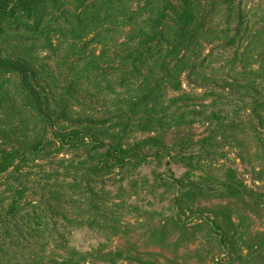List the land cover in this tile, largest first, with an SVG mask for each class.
Returning a JSON list of instances; mask_svg holds the SVG:
<instances>
[{
  "label": "rangeland",
  "instance_id": "rangeland-1",
  "mask_svg": "<svg viewBox=\"0 0 264 264\" xmlns=\"http://www.w3.org/2000/svg\"><path fill=\"white\" fill-rule=\"evenodd\" d=\"M188 1L213 27L206 38L213 53L201 72L229 81L237 71L242 82L260 85L258 94L240 85L222 90L185 83L188 95L203 100L187 101L176 116L166 112L169 120L153 116L147 125L113 128L116 109H127L116 97L127 91L117 86L123 70L116 53L124 50L106 45L156 36L155 25L177 20L184 0H99L70 18L71 27L54 25L47 32L52 48L16 45L37 59L49 57L46 72L60 75L55 85L67 79L69 64L104 51L101 65L77 80L92 93L95 111L75 110L109 126L87 134L98 141L88 148L13 162L18 166L11 179L19 170L30 175L22 196L30 199L25 207L32 220L65 224L56 232L32 225L45 231L42 240L34 232L14 244L4 264H264V0ZM146 103L175 111L170 101ZM116 141L134 153L124 165L112 162L104 146ZM2 184L0 179V206L12 197ZM52 189L60 192L59 201L43 199Z\"/></svg>",
  "mask_w": 264,
  "mask_h": 264
},
{
  "label": "trees",
  "instance_id": "trees-1",
  "mask_svg": "<svg viewBox=\"0 0 264 264\" xmlns=\"http://www.w3.org/2000/svg\"><path fill=\"white\" fill-rule=\"evenodd\" d=\"M98 1L0 0V179L2 187L6 186L12 192L10 203L0 206V264H4V254L14 244L23 243L34 232V236L41 239L45 232L42 229L48 228L50 232H56L65 224L64 221L59 224L56 219L47 220L45 217L39 223L32 220L25 207L30 199L22 196L23 191L27 190L30 175L19 170L16 177L11 179L13 169L18 166L14 167L13 162L26 163L38 155L48 157L52 150L56 152L78 146L88 148L98 141L93 139L92 134H87L91 131L99 132L96 128L103 124L109 126L108 121L98 120L93 115L80 114L75 110L81 107L87 112L93 110V104L89 102L94 101L92 93L88 88L82 89L77 80L96 68V65H101L99 61L105 55L104 51L94 57H83L79 65L69 64L68 74L64 75L67 79L63 78L55 85L53 81L57 82L60 75L46 72L45 69L50 66L49 57L37 59V56L28 53L29 50L18 49L16 45H29L28 48L34 49L36 44H46L44 48H52L47 32L54 25L59 26L58 28L71 27L70 18L81 17L89 5ZM177 8L181 10L177 20L168 25H155L156 36L141 41L130 38L106 45L105 49L114 46L117 50H124L116 53L118 65L123 70L117 86H126L127 91L122 93L124 96L117 94L116 97L121 99L118 101L126 102L127 109L123 111V105L116 109L118 113L114 114L116 121L113 128L127 129L137 122L147 125L156 119L169 120L166 112H173L171 116H176L187 101L203 100L200 96L188 95L183 87L185 83L198 89L211 85L222 90H226L228 86L240 85L258 94L260 85H248L247 80L242 82L237 71L233 75L237 77H228L229 81L211 78L209 74L201 72L213 53V43L206 39L213 28L212 24L202 22V14L195 11L188 0L177 5ZM38 15L40 17L37 18ZM34 16L36 20L32 24L24 23V18L31 20ZM49 16L50 19L45 22V18ZM55 17L57 18L53 19ZM41 38L45 39L44 42H40ZM233 39H228L227 35V40L232 42ZM225 44L227 48L229 43ZM82 45L85 48L88 44L83 42ZM207 45L210 46L208 49ZM58 49L59 47L56 48ZM74 66H80L75 75L74 72L71 73ZM48 69L52 70L51 67ZM141 101L145 103L142 104ZM146 101H170L175 111L168 108L161 111V107H153ZM153 116L156 117L155 120ZM149 132L154 133L156 130ZM104 146L108 147V152L111 151L108 157L115 164L124 165L128 159L133 158L134 153H127L123 149L124 145L118 141ZM64 162H68V159H64ZM59 194V191L52 189L43 199L59 201ZM46 207L54 209L50 203H46ZM32 225L45 226L34 229ZM214 229L220 237L226 238L216 223Z\"/></svg>",
  "mask_w": 264,
  "mask_h": 264
}]
</instances>
